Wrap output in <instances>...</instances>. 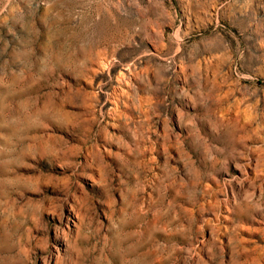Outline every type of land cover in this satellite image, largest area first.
<instances>
[{
	"label": "rangeland",
	"instance_id": "obj_1",
	"mask_svg": "<svg viewBox=\"0 0 264 264\" xmlns=\"http://www.w3.org/2000/svg\"><path fill=\"white\" fill-rule=\"evenodd\" d=\"M0 264H264V0H0Z\"/></svg>",
	"mask_w": 264,
	"mask_h": 264
}]
</instances>
